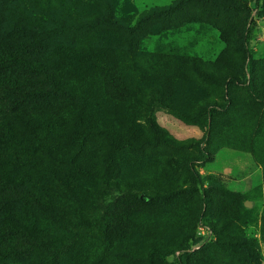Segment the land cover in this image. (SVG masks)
I'll list each match as a JSON object with an SVG mask.
<instances>
[{"label":"rangeland","instance_id":"obj_1","mask_svg":"<svg viewBox=\"0 0 264 264\" xmlns=\"http://www.w3.org/2000/svg\"><path fill=\"white\" fill-rule=\"evenodd\" d=\"M63 1L70 3L0 0V119L6 120L0 135V253L8 245L9 217L41 218L21 199L23 180L36 175L27 164L61 173L48 155H40V139L63 147L40 127V118L61 125L75 118L61 95L40 96V66L29 71L13 58L61 61L68 77L107 89L111 76L98 74L100 62L107 68L118 54H133L143 83L151 87L158 76L163 92L145 86V109L128 108L139 109L137 130L127 126L123 134L136 131L141 144L151 145L118 151L121 174L98 193L85 188L84 213L77 215L82 220H71L76 238L59 264H172L173 257L162 263L155 253L177 248L189 252L186 264H264V0L257 7L254 0H109L122 29L63 26L41 39L44 34L29 22L46 15L60 26L46 12L64 18ZM79 1L89 4L82 9L86 15L104 5ZM65 19L72 20L68 14ZM95 48L104 50L102 57ZM164 134L180 147L166 144ZM111 147L100 140L92 152ZM199 226L214 237L194 250ZM42 255L36 250L13 259L3 252L0 264H36Z\"/></svg>","mask_w":264,"mask_h":264},{"label":"trees","instance_id":"obj_2","mask_svg":"<svg viewBox=\"0 0 264 264\" xmlns=\"http://www.w3.org/2000/svg\"><path fill=\"white\" fill-rule=\"evenodd\" d=\"M98 1L104 5L99 8L97 14H84L82 11L89 4L83 1L70 0V3L63 1L60 12L64 18L50 8L46 12L47 15L57 18L60 26H54L53 21H47L46 15L31 20L29 24L38 33L44 34L41 39L46 38L54 29L63 26L71 30L92 29L101 25L122 29L124 25L114 16L115 10L110 1ZM260 2L261 0H254L255 7L259 6ZM104 9L107 10L105 14ZM67 14L72 20L65 19ZM253 27H255L254 21L251 22L248 30V41L252 40ZM92 51L96 52V56H103V49L95 48ZM132 55L118 54L112 63H108L107 68L104 62H100L98 74L102 75L103 79L106 72L111 76L107 87V89H112L111 94L105 85L91 79L81 80L75 76L68 77L69 75L65 74L67 64L61 61H58V65H56L45 60H40V63L37 61L32 63V61L28 62L19 57L13 58L14 63L29 71H35V66H40V76L43 79L40 80V96L61 95L71 104L70 107L75 118L62 125L53 123L51 119L40 118V127H45L44 130L48 128L51 137L59 139L63 143V147L57 149L49 143L48 145L44 144L40 139V155L44 153L48 155L50 160L60 167L61 173L58 176L51 168L40 166L38 169L35 164H27V168L35 171L36 175L23 180L25 187L21 199L30 204L41 218L32 220L19 219L15 215L9 217L7 223H10L11 227L7 224L8 228L4 233L8 234V245L0 254L4 252L7 257L18 259L40 250L43 255L36 264H59L61 253L69 250L76 238L75 222L73 224L71 220L73 218L78 224L82 220L77 215L82 216L84 213L81 194L85 188H91L93 192L98 193L100 188H106L111 184L112 178L121 174L120 165H115V156L118 151L122 149L140 151L142 147L151 145V142L141 144L136 131L123 134V130L127 126H130L132 130H137L134 115L139 109L134 111L128 108L136 104L138 108L145 109V106L140 104L141 97H145L143 92L145 86L150 91L163 92L158 76L153 78L154 83L151 87L150 84L143 83L140 63ZM45 87L46 89H44ZM107 108L113 112L107 113ZM213 113L214 111L211 110V116ZM144 115L146 113L139 116L146 117ZM0 120V135L3 136L1 126L6 120ZM56 125L58 127H54ZM157 132L155 133L157 134ZM164 135L166 144L171 143V146L180 147V144L174 143L168 135ZM128 139H132V141L126 143ZM100 140L111 143L112 147L108 152H92V146ZM14 141L19 146L22 145L21 139ZM196 177L200 180L197 174ZM58 201H60L59 205L56 204ZM192 243L193 245L199 243V239L196 237ZM176 251H180L181 254L176 255ZM186 252L187 250L184 248H177L164 253L157 251L155 256L162 263H166L168 256H171L173 257L172 264H186Z\"/></svg>","mask_w":264,"mask_h":264},{"label":"built area","instance_id":"obj_3","mask_svg":"<svg viewBox=\"0 0 264 264\" xmlns=\"http://www.w3.org/2000/svg\"><path fill=\"white\" fill-rule=\"evenodd\" d=\"M213 237V233L209 227L199 226L197 230V238L199 239V243L194 245V250L200 249L207 241L213 239ZM176 255H179V253Z\"/></svg>","mask_w":264,"mask_h":264},{"label":"water","instance_id":"obj_4","mask_svg":"<svg viewBox=\"0 0 264 264\" xmlns=\"http://www.w3.org/2000/svg\"><path fill=\"white\" fill-rule=\"evenodd\" d=\"M247 206H250L249 203L247 204Z\"/></svg>","mask_w":264,"mask_h":264}]
</instances>
